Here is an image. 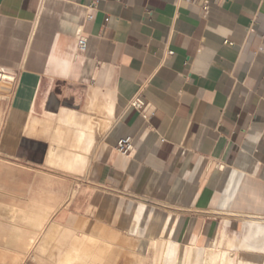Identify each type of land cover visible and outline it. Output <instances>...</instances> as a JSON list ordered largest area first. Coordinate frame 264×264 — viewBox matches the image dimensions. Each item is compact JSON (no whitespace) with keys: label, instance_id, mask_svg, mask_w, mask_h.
<instances>
[{"label":"crops","instance_id":"1","mask_svg":"<svg viewBox=\"0 0 264 264\" xmlns=\"http://www.w3.org/2000/svg\"><path fill=\"white\" fill-rule=\"evenodd\" d=\"M77 37L85 49L67 76L50 73V56ZM0 64L17 74L0 83V136L14 106L57 112L60 85L68 102L76 82L88 94L96 71L106 72L114 118L101 144L112 150L88 177L117 193L78 189L76 211L67 209L75 218L108 225L119 196L158 200L178 214L185 243L214 237L227 209L264 215V0H0ZM134 96L146 118L128 105ZM126 136L133 147L123 156L116 145ZM4 143L0 161L17 153L24 164L12 163L34 165L22 147L35 144V165L56 174L45 164L48 137L22 133L15 150Z\"/></svg>","mask_w":264,"mask_h":264},{"label":"bare ground","instance_id":"2","mask_svg":"<svg viewBox=\"0 0 264 264\" xmlns=\"http://www.w3.org/2000/svg\"><path fill=\"white\" fill-rule=\"evenodd\" d=\"M77 38L67 53L50 56V73L67 76L81 52ZM105 73L96 71L97 84L89 86L82 109L44 108L38 117L31 101L14 106L15 118L1 135L4 144L15 150L22 133L48 137L45 164L54 171L87 176L92 160H105L112 150L101 144L114 118V94L100 85ZM21 171L20 165L0 161V264H264V215L227 209L214 237L181 243L175 232L178 214L158 200L119 196L109 224L103 225L67 213L78 182L70 185L65 176L40 170L35 179L25 181Z\"/></svg>","mask_w":264,"mask_h":264},{"label":"rangeland","instance_id":"3","mask_svg":"<svg viewBox=\"0 0 264 264\" xmlns=\"http://www.w3.org/2000/svg\"><path fill=\"white\" fill-rule=\"evenodd\" d=\"M60 86L57 89V92H59V96H58V100L56 102H54L55 107L56 108H59V106H66L67 107L69 105V107H72V108L82 109L83 104H84L83 101H85V99H86L85 95L87 93L86 84L84 82H82V81L76 82L75 86L73 87V89H74L73 97H71L70 101H68V102H67V99H66V95H64L65 93L64 94L60 93L61 90H65V89L59 90L61 88ZM83 93H85V94H83ZM63 95H64V97H63ZM0 144H3V139L1 138V136H0ZM22 150H23L24 155L28 156L30 158V161L32 163H34V165L33 164H29L28 167H23V166L20 165V167L22 168V171H21L22 178L26 179L25 181L35 179V177L37 175V171H39V169H41L40 167L36 166L35 163H37L38 160L40 159V157H41V155L43 153V149H42L41 146H38V145H35V144H27V145L24 144L23 147H22ZM7 162H10V163L18 162L20 164H24V161H21L20 159H18L17 153L16 154L14 153V155L8 153ZM92 162L94 163V159L92 160ZM43 169L45 170V168H43ZM54 173H56V174H58L60 176L63 175V177L65 176L64 181L69 183V184L71 183L70 185H74L75 183L78 182L79 183V188L78 189L80 191L86 190L88 192V191H91V190H93L95 188L96 189L98 188L101 191V193L109 195V196H113L114 193H117V192H113L111 190H108L106 188H103L102 186H100L99 182L91 180L88 177V175L84 176V177L81 176L79 178V176H73V175L65 173V172L62 173V171H57L56 170V171H54ZM133 197H135L136 199L140 198V197H137V196H133ZM76 198L73 200V202L69 206V210L72 211V212L76 211L75 207L73 206L74 205V201H76ZM155 203H157V202H155ZM159 204H161V203H159ZM29 264H32V263H29Z\"/></svg>","mask_w":264,"mask_h":264},{"label":"built area","instance_id":"4","mask_svg":"<svg viewBox=\"0 0 264 264\" xmlns=\"http://www.w3.org/2000/svg\"><path fill=\"white\" fill-rule=\"evenodd\" d=\"M77 44L81 51L85 49L86 41L82 37L77 38ZM169 53H172L169 51ZM16 72L10 70L7 66L0 64V82H13L16 79ZM128 105L134 109H136L142 117L146 118L148 116L147 112V103L140 97L134 96L132 97ZM133 144L132 139L129 136L122 137L117 141L116 150L122 154H129L132 150Z\"/></svg>","mask_w":264,"mask_h":264}]
</instances>
